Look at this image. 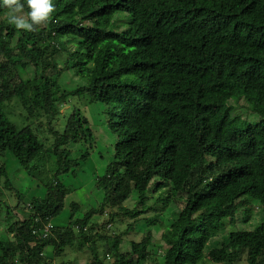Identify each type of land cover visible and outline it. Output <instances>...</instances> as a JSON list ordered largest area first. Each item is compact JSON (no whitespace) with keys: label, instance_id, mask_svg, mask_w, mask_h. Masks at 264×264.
<instances>
[{"label":"trees","instance_id":"1","mask_svg":"<svg viewBox=\"0 0 264 264\" xmlns=\"http://www.w3.org/2000/svg\"><path fill=\"white\" fill-rule=\"evenodd\" d=\"M53 3L35 31L0 21V193L14 191L19 200L5 209L13 222L0 241V264H54L47 252L61 257L67 248L86 254L87 264H264V221L208 250L242 212L251 213L257 202L264 208V0ZM62 54L67 58L59 64ZM67 71L84 86L64 89ZM75 97L103 106L117 136L113 160L96 181L102 202L82 217L75 203L68 224L42 238L72 193L61 179L91 158L86 151L72 160L73 147L94 137L85 111L75 108L64 129H54ZM14 99L33 104L25 115L31 125L19 128L8 117ZM44 118L54 140L49 147L39 137L43 128H35L34 119ZM7 153L44 185L45 196L23 204L4 163ZM133 193L136 206L129 208ZM162 200L181 204L169 226L158 214L145 219ZM139 221H147V233L130 241L129 250L124 237ZM121 224L129 225L119 234ZM156 226L164 229L159 241Z\"/></svg>","mask_w":264,"mask_h":264},{"label":"rangeland","instance_id":"2","mask_svg":"<svg viewBox=\"0 0 264 264\" xmlns=\"http://www.w3.org/2000/svg\"><path fill=\"white\" fill-rule=\"evenodd\" d=\"M26 12V11H25ZM7 10L0 16L1 20H7ZM21 35V32L18 33L17 37L15 38V41L13 45H15L18 41L19 36ZM73 48V46H71ZM67 58V55L62 54L58 57L59 64L62 62H65ZM34 71V69H32ZM28 71L29 77L33 78V71ZM61 86L66 90H75L81 86H84V82L80 80V78L73 72V71H67L64 73V75L60 79ZM14 88V86H13ZM19 99H14L12 102L7 104L6 112L8 114V117L18 125L19 128H22L26 125H31L32 122H27L25 120V115L27 114V109L30 108L31 105H33L31 102H27L26 105L24 102H17ZM86 97H75L70 98L68 100V103L70 106L68 108H61L62 114L57 118L56 122L54 123V129H58V131H62L65 127L67 118L69 115L73 112L75 108L80 109L81 111H85L87 113V117L90 121L91 128L94 134V137L88 140L86 144L78 145L76 147H73L72 151V160L76 161L78 158H80L86 151H90L91 158L87 162L79 161L80 167L78 169H75L77 173H75V176L72 174H68L67 176L63 177L61 180H63L64 184L72 188V193L67 197L66 201V207L63 211V213L55 220L57 225H64L66 226L68 224V221L70 219V216L72 214V208L73 205H78L80 208L79 210L76 209V217H82L84 213L88 210H90L93 207H97L98 203L102 202L103 200V193L98 191L96 188V181L97 178L101 177L104 171L106 170V167L108 164L113 160V151L114 148H112V144L114 142H117V136L110 131L108 128V118L104 115V108L100 105H89L86 102ZM232 104V102H230ZM240 112L244 114V117L248 114L247 111V105L244 101H241L240 103ZM257 119L256 116L251 117V121H255ZM35 126L39 129L43 128L44 132L39 135L40 139L43 140V142L46 144L47 147H49V143L54 141L53 138H49L47 128L48 120L46 118L44 119H34ZM48 135H47V134ZM113 149V150H112ZM10 161L9 165L11 166L10 171H14V168L17 167L19 170L25 171L21 166H19L18 162L13 158L5 157V162ZM52 162L48 163V169H51L50 165ZM50 167V168H49ZM26 172V171H25ZM50 170H46V173L44 174L43 183L44 181L48 184L51 181L49 180L51 177ZM30 177V176H29ZM32 178V177H31ZM12 179L15 181V173L12 175ZM17 188L19 189L22 198H23V204H26L28 199H31L33 197L39 196L36 193H33L31 190L28 191V189L20 182H16L15 184ZM46 192V189H45ZM160 195L157 194L154 199H151L148 201L149 206H154L155 200ZM40 197V196H39ZM138 198V195L136 193H133L131 199L126 203V205L129 208H134L136 206L135 202ZM18 198L14 194V191L6 190L4 192L0 193V241L5 240L7 237L6 235V228L10 225L12 219L7 220V214L5 209L8 207H13L18 205ZM255 207L252 209L251 213H245L242 212L238 216V221L236 226L228 224L223 230H221L220 235L212 240V242L209 244L208 250H211L213 248H220L223 243H225L229 237V234L236 230H252L264 221V208L260 206V203H254ZM4 211V213H1V211ZM181 210V204L178 202L177 204L166 201H160L158 205L153 209V211L148 212L147 217L145 219H150V217L155 216V214L160 215L161 217V223L164 226H169L178 218V214ZM63 222L62 224L60 223ZM129 222V221H128ZM133 222L132 220L130 223ZM60 223V224H58ZM103 223V220L102 222ZM129 224H121L119 225V234L120 232H124L127 229V226ZM136 230L130 232L128 235L124 237V241L129 243L130 241H136L139 242L143 238V236L147 233V221H139L136 225ZM163 228L156 226L153 233L157 241L160 240L161 234L163 233ZM131 243H129V250L131 249ZM98 246L101 254L104 253V246L102 242L98 241ZM127 247V246H126ZM158 254V252H157ZM89 257L79 252L75 249L67 248L66 252L61 257H55L51 259L52 263L53 260L55 261L54 264H60L61 262H72V264H86L87 259ZM162 259H156V262H160ZM162 262V261H161ZM150 264H155L154 261L151 260Z\"/></svg>","mask_w":264,"mask_h":264},{"label":"clouds","instance_id":"3","mask_svg":"<svg viewBox=\"0 0 264 264\" xmlns=\"http://www.w3.org/2000/svg\"><path fill=\"white\" fill-rule=\"evenodd\" d=\"M26 4L27 8L29 9L28 11L25 10V3L23 2V0H0V5L4 7L3 11H1L0 13V16L7 10V20L9 24L14 25L17 29H23L25 31H35V26L45 23L50 18V14L54 11L53 0H26ZM49 223H52L54 228L55 226H57L56 224H54V221ZM39 237L43 238V236ZM47 257L49 259H52L48 256V253Z\"/></svg>","mask_w":264,"mask_h":264},{"label":"crops","instance_id":"4","mask_svg":"<svg viewBox=\"0 0 264 264\" xmlns=\"http://www.w3.org/2000/svg\"><path fill=\"white\" fill-rule=\"evenodd\" d=\"M6 157L8 159L9 157H13V156L10 153H7ZM9 162L10 161L5 162V160H4V163H6L7 172L10 174L11 178H12V175L15 173V181L17 183L18 182L22 183L28 189V191L31 190L33 193H36L40 197L45 196V188H44V185L42 183H39V181L29 177L27 172H25L23 170H19L17 167L14 168V171H10L11 166L9 165ZM16 182H15V184H16ZM27 201H29V199ZM21 214L23 217L26 215L25 211H23V210H22ZM54 223H56V222L54 221ZM60 223L62 224L63 222L60 221ZM60 223H58V224H60ZM57 226H64V225H57ZM47 253H48L49 257H51L52 259L54 258L53 251L49 250Z\"/></svg>","mask_w":264,"mask_h":264},{"label":"built area","instance_id":"5","mask_svg":"<svg viewBox=\"0 0 264 264\" xmlns=\"http://www.w3.org/2000/svg\"><path fill=\"white\" fill-rule=\"evenodd\" d=\"M54 228L52 223H48L46 224L42 231L40 233H42L43 238H47L49 236V234L51 233V230ZM35 234H37V232H34Z\"/></svg>","mask_w":264,"mask_h":264}]
</instances>
